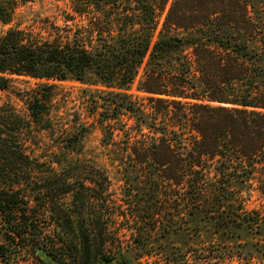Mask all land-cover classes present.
<instances>
[{
    "label": "trees",
    "instance_id": "trees-1",
    "mask_svg": "<svg viewBox=\"0 0 264 264\" xmlns=\"http://www.w3.org/2000/svg\"><path fill=\"white\" fill-rule=\"evenodd\" d=\"M71 1L91 15L86 26L46 39L0 32V90L10 85L4 75L114 89L95 103L103 110L95 122L122 193L84 157L96 124L54 125L55 85L40 84L25 95L28 120L0 109V262L25 253L37 264H133L119 233L127 228L143 246L186 230L217 236L187 251L162 245L170 264H191L188 254L228 264L256 252L264 264V213L246 208L264 199V0ZM17 4L0 0V25ZM141 72L137 91L147 96L137 101L127 91ZM33 124L58 135L57 169L39 182L36 167L47 165L21 142Z\"/></svg>",
    "mask_w": 264,
    "mask_h": 264
},
{
    "label": "rangeland",
    "instance_id": "rangeland-1",
    "mask_svg": "<svg viewBox=\"0 0 264 264\" xmlns=\"http://www.w3.org/2000/svg\"><path fill=\"white\" fill-rule=\"evenodd\" d=\"M103 13L105 14V12L100 14L103 17L102 19H105L106 16ZM90 17L91 15L83 16L75 13L71 0H18L12 21L9 25H0V32L16 29L33 33L46 39L50 38V35L60 28H73L74 31V29L86 26ZM141 75L142 72L137 77L134 86L127 91L137 101H141V99L147 96L137 91V83L141 79ZM4 76L10 79V85L8 89L4 91L0 90V109H5L7 105H11L18 114L28 120L30 113L26 102V93L36 89L42 83H50L51 85H55V89L52 92V106L50 107V115L54 121V125H60L62 122L66 127L71 128L80 122L96 124L84 138V157L96 162L99 167L107 169L113 179V191L116 196H119L122 193L123 182L121 181V177L116 173V168L112 167L108 159L105 158L107 150L102 146L103 136L101 127L95 122V119L100 118L99 113L103 111L101 108L97 110L95 103L103 104L107 100L108 93L114 91V89L93 84L91 81L89 83H80L73 79L66 81H43L23 75ZM91 113L96 114L91 116ZM57 139L58 135L56 132L53 135L48 134L41 131L40 127L35 124H33L31 130L23 133L21 142L26 154L35 163H45L47 165V167L42 168H40V165L36 167L37 177L40 175L39 173H43V175L49 174V166L57 169V166L50 163L51 152L58 151ZM39 180L40 178L38 177L35 182H39ZM3 187H5V184L0 181V189ZM66 199L67 202L70 201L69 197ZM246 208L249 211L258 210L264 213V199L253 196L246 202ZM119 233L121 234V241L125 249H128L126 251H128L131 257L136 259L133 264H170L169 257L166 254H161L165 251L163 246L180 247L182 251H187L189 249L200 248L198 241H201L202 238L208 239V241H216L217 239V236H214L212 232L206 233L205 237L201 236L197 238L186 230L168 235L164 239L152 240L143 246L141 238L133 230L120 228ZM3 243H5V240L0 232V244ZM150 245L152 248H150ZM187 258L191 264L199 263L198 258H195L191 254H188ZM16 261L12 264H37L34 258L28 257L25 253L17 258ZM0 264L5 263L0 262ZM228 264H262V260L261 255L256 252L249 259L241 260L237 258L228 262Z\"/></svg>",
    "mask_w": 264,
    "mask_h": 264
}]
</instances>
